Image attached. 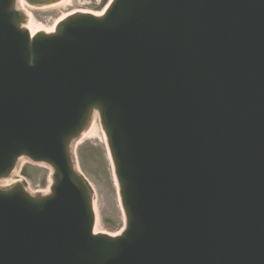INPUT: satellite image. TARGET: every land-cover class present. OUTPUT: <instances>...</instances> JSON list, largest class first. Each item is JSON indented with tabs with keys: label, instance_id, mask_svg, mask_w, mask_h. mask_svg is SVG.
<instances>
[{
	"label": "water",
	"instance_id": "1",
	"mask_svg": "<svg viewBox=\"0 0 264 264\" xmlns=\"http://www.w3.org/2000/svg\"><path fill=\"white\" fill-rule=\"evenodd\" d=\"M90 18L61 24L63 36L35 46L37 64L25 59L13 83L0 78V176L25 154L55 168L58 189L78 192L66 183L72 178L67 144L92 105L102 101L92 99L94 89L121 79L136 80L142 105L151 108L194 91L224 97L235 108L233 123L244 128L243 141L224 139L209 152L203 144L200 159L192 161L185 148L196 135L190 109L184 108L189 132L170 144L178 158L165 168L164 180L156 170L144 176L142 166H129L132 187L125 182L123 190L127 232L92 239L90 206L78 196L72 215L82 253L60 254L55 263L264 264V234L257 236L264 177L259 179L260 166L246 154L251 129L264 124V102L246 104L247 98L264 96V0H118L111 13ZM179 44L195 56V64L175 60L162 85L169 60L162 53L176 55ZM22 92L34 100L22 101ZM104 108L112 109L108 102ZM160 134L169 145L168 132ZM32 202L19 191L0 192V264H30V224L44 209ZM39 241L49 249L47 236Z\"/></svg>",
	"mask_w": 264,
	"mask_h": 264
},
{
	"label": "rangeland",
	"instance_id": "2",
	"mask_svg": "<svg viewBox=\"0 0 264 264\" xmlns=\"http://www.w3.org/2000/svg\"><path fill=\"white\" fill-rule=\"evenodd\" d=\"M66 0L64 3H66ZM26 3V4H25ZM23 10L29 16L28 26L33 30L52 29L61 18L76 10L101 13L104 9L103 0H71V6L64 10L60 6L50 8H33L25 2ZM95 134L80 142L76 148L78 169L93 188L95 206L98 214L97 232L116 234L123 228V216L120 209L115 182L108 154L103 142V134L99 121L93 122ZM23 172L18 171L19 179L26 181L32 192L45 191L48 186V172L29 163L23 164ZM10 182L5 183V185Z\"/></svg>",
	"mask_w": 264,
	"mask_h": 264
},
{
	"label": "bare ground",
	"instance_id": "3",
	"mask_svg": "<svg viewBox=\"0 0 264 264\" xmlns=\"http://www.w3.org/2000/svg\"><path fill=\"white\" fill-rule=\"evenodd\" d=\"M63 8L64 10H66V9H68L69 7H72L71 6V0H68L66 3H64L63 5H61L60 6V8ZM61 8V9H62ZM31 32H35L34 30H31ZM256 84H259V83H256ZM240 101L243 103L244 102V98H241L240 99ZM257 101H262V102H264V96H260L258 99H256V100H253V99H251V98H247L246 99V104L247 105H249V104H252V103H254V102H257ZM245 103V102H244ZM97 129L95 128V131H96ZM95 131H94V129L92 128L91 129V131L88 133V134H86L85 135V137H84V139L85 138H87V137H89V136H92L93 134H95ZM103 139H104V137H103Z\"/></svg>",
	"mask_w": 264,
	"mask_h": 264
}]
</instances>
